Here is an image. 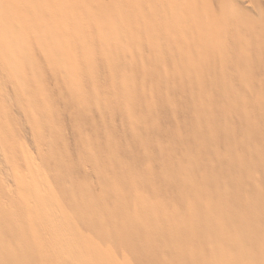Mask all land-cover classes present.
<instances>
[{
    "label": "rangeland",
    "instance_id": "obj_1",
    "mask_svg": "<svg viewBox=\"0 0 264 264\" xmlns=\"http://www.w3.org/2000/svg\"><path fill=\"white\" fill-rule=\"evenodd\" d=\"M86 15L84 26L72 36L7 29L19 37V44L10 40L11 59L16 58L13 63L18 65L5 71L0 86L5 127L0 183L12 188L10 175L17 171L22 205L42 186L63 204L52 172L61 181L66 178V184L68 180L85 184L90 193L98 195L101 191L94 169L106 167L115 176L128 170L129 177L142 183L139 196L147 203L180 212L186 205L177 200V179L165 163H171L177 172L182 164L193 161L200 168L191 176L203 178L206 171L212 179V193L218 195L222 185L231 189V181L238 192L237 184L244 181L227 169L233 155L247 156L248 147L263 149L264 154V115L256 104L264 96V44L241 48L215 44L223 59L214 58L209 48H197L193 50L197 62L185 71V59L178 58L185 51L178 45L159 43L146 31L140 37L150 40L137 42L118 25L127 19L142 22L143 18L112 10L100 14L88 11ZM154 19L164 22V17ZM44 36L50 44L44 42ZM119 38L123 42L119 43ZM64 39L71 43L66 45ZM109 52L113 54L110 60L106 58ZM74 56L76 59L68 62ZM240 87L250 92L244 93ZM236 88L232 96L249 111L255 125L248 129L253 134L250 138L245 135L247 130L241 129V118L227 110L213 114L224 109L223 95ZM200 108L206 114L197 119L195 109ZM199 141L206 142L208 151H199ZM85 149L89 152L86 158ZM255 178L264 187L258 174ZM83 234L105 257L119 264H136L109 243L103 244L85 231ZM82 253L93 258L86 250ZM254 261L251 263L256 264Z\"/></svg>",
    "mask_w": 264,
    "mask_h": 264
},
{
    "label": "bare ground",
    "instance_id": "obj_2",
    "mask_svg": "<svg viewBox=\"0 0 264 264\" xmlns=\"http://www.w3.org/2000/svg\"><path fill=\"white\" fill-rule=\"evenodd\" d=\"M99 1L0 0V86L5 71L18 65L13 63L16 58L11 59L9 46L10 40L19 44L14 30H35L46 36L63 32L72 36L74 30L84 26L88 11L100 14L112 10L143 18L142 22L127 19L118 25L125 27L134 41L148 42L149 38L140 37L146 31L159 43L178 45L185 51L178 55L179 60L185 59V71L197 62L193 52L197 48H209L214 58L223 59L225 56L215 44L240 48L264 44V0H107L110 3L104 5ZM156 16L164 17V22L155 21ZM9 27L13 31L7 30ZM46 36L44 42L50 44ZM87 41L84 40L89 44ZM64 43L71 42L64 39ZM103 43L106 44L104 40ZM112 56L110 52L106 54L108 60ZM74 59L75 56L68 58V62ZM241 89L248 91L247 87ZM237 90L229 89L231 94L223 95L225 110L218 108L213 114L227 110L229 115L241 118V129L247 130L245 135L250 138L253 134L248 129L255 125L249 111L232 96ZM2 99L0 95L1 151L5 149ZM259 99L256 104L264 115V96ZM195 114L200 119L206 110L195 109ZM197 143L199 151H208L206 142ZM85 150L86 158L89 152ZM245 150L247 156L234 154L227 165L228 171L241 176L247 186L237 184L238 192L231 181L235 185L231 189L222 185L224 189L220 186L218 195L212 193V179L206 171L203 178L191 176L200 168L193 161L182 164L177 172L172 170L171 163H165L171 168L172 178L177 179V200L188 207L180 212H168L161 205L147 203L139 196L142 183L129 177L128 170L115 176L106 167L93 170L101 191L98 195L90 193L85 184L72 180L66 184V178L61 181L52 172L64 203L59 204L41 185L37 193L27 196L24 206L18 197L19 173L14 171L10 175L12 188L0 183V264H119L105 257L88 238L86 241L83 231L103 244L109 243L136 264H252V259L256 264H264V187L255 178L258 174L264 180V154L258 147ZM234 151L235 148L232 154ZM83 250L92 253L93 258L85 257Z\"/></svg>",
    "mask_w": 264,
    "mask_h": 264
}]
</instances>
